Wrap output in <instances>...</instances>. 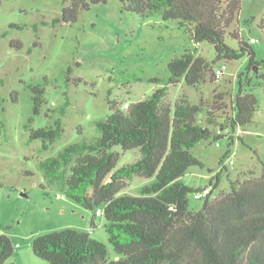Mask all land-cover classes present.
<instances>
[{
    "label": "rangeland",
    "instance_id": "1",
    "mask_svg": "<svg viewBox=\"0 0 264 264\" xmlns=\"http://www.w3.org/2000/svg\"><path fill=\"white\" fill-rule=\"evenodd\" d=\"M249 1L243 0L234 26L250 42L257 58L263 59L264 30L259 24L264 18V0ZM62 8L61 0H0V234L8 235L15 246L5 264L15 260L16 264H49L34 253L33 241L43 233L67 227L87 231L110 246L104 216L69 198L60 177L63 171L53 178L43 161L71 143L96 141L101 135L99 120L115 109L127 111L125 104L131 107L162 86L167 87L172 105L182 97L195 104L211 102L215 92H224L229 106L219 113L223 116L230 112V99L239 89L238 75L248 63L247 56L217 61L212 63L214 70L226 65L218 79L211 80L208 73L207 81L198 86L188 85L185 79L172 84L168 67L172 58L190 50L212 62L215 46L196 43L179 21L164 20L159 13L142 17L123 11L119 0L92 4L76 22L53 25L51 21L62 15ZM231 29L225 41L237 49L239 41L230 35ZM16 40L22 42V48L12 45ZM45 77L42 111L29 122L33 113L29 86L43 83ZM153 77L161 82L150 81ZM253 93L258 99L254 120L241 127L244 132L240 138L236 136L230 151L227 138L201 140L191 149L203 166H191L182 181L196 192L212 178L216 183L217 174L220 181L214 197L229 191L231 181L264 171V87H253ZM67 99L70 103L65 106ZM205 115L204 108L199 116L207 125ZM59 117L62 134L47 149L42 139H29L31 130L49 126ZM114 150L120 154L117 168L140 156L137 148L115 146ZM150 180L136 175L126 192L138 194L139 187ZM196 192L189 195L190 209L195 211L205 200L195 197Z\"/></svg>",
    "mask_w": 264,
    "mask_h": 264
},
{
    "label": "trees",
    "instance_id": "2",
    "mask_svg": "<svg viewBox=\"0 0 264 264\" xmlns=\"http://www.w3.org/2000/svg\"><path fill=\"white\" fill-rule=\"evenodd\" d=\"M61 1L62 15L51 21L53 25L76 22L92 4L109 0ZM119 1L123 11L142 17L159 13L164 20H177L196 43L215 46L212 62L190 50L172 58L168 63L170 83L185 79L188 85L198 86L207 81L208 73L211 80H216L219 76L212 63L217 61L247 56V66L238 75L239 89L230 99V112L223 116L219 113L229 106L224 92H215L211 102L195 104L182 97L172 105L167 100V87L162 86L129 105L127 111L115 109L99 120L101 135L96 141L71 143L43 161L51 177L63 171L60 177L69 198L95 212L104 209L111 247L93 239L87 231L67 227L37 236L34 253L49 264H264V171L231 181L230 190L215 197L218 174L216 183L212 178L197 192L182 181L191 166H203L191 151L196 143L227 138L230 151L237 128L254 120L258 99L253 87H264V58H257L250 42L234 26L243 0ZM259 26L264 30V18ZM229 29L239 41L237 49L225 41ZM12 45L19 49L23 46L19 40ZM150 81L160 83L161 79L153 77ZM47 82L45 77L43 83L29 86L33 100L29 122L42 111ZM69 103L67 99L65 106ZM204 108L207 125L199 116ZM64 113L65 107L60 110L61 115ZM62 131L59 117L49 126L31 130L29 139H42L47 149ZM115 146L137 148L140 156L117 168L120 154ZM136 175L151 180L139 187L138 194H129L126 190ZM207 188L210 191L204 196L202 208L191 210L189 195ZM14 251L11 238L0 234V264H5Z\"/></svg>",
    "mask_w": 264,
    "mask_h": 264
},
{
    "label": "built area",
    "instance_id": "3",
    "mask_svg": "<svg viewBox=\"0 0 264 264\" xmlns=\"http://www.w3.org/2000/svg\"><path fill=\"white\" fill-rule=\"evenodd\" d=\"M226 68V65H224V67H221V68H218L216 69V74L218 76L222 75L224 73V70ZM125 107L128 108L129 107V104H125ZM243 132V129L241 127H238L236 132H235V136H239L241 135V133ZM217 144H219V142H217ZM230 159V157L228 158ZM233 161L230 159V163H232ZM210 189L207 188L205 191L203 192H198L196 193L195 197L197 198H201V197H204L205 195H207V193H209ZM97 215H101V216H104V209L102 207H100L97 211H96Z\"/></svg>",
    "mask_w": 264,
    "mask_h": 264
},
{
    "label": "crops",
    "instance_id": "4",
    "mask_svg": "<svg viewBox=\"0 0 264 264\" xmlns=\"http://www.w3.org/2000/svg\"><path fill=\"white\" fill-rule=\"evenodd\" d=\"M254 1L253 0H251V1H249V3L251 4V3H253ZM243 5V4H242ZM251 40H253V38H251ZM244 132V131H243ZM95 214L97 215V213L95 212ZM101 216V215H100ZM105 218V217H104ZM106 220V219H105ZM104 225H106V221L104 222ZM94 226H95V224H94ZM55 231V230H54ZM35 240V239H34ZM34 242V241H33ZM33 246V245H32ZM16 247H20L21 248V245H19V243H16ZM15 263H18L17 262V260H15L14 261Z\"/></svg>",
    "mask_w": 264,
    "mask_h": 264
}]
</instances>
